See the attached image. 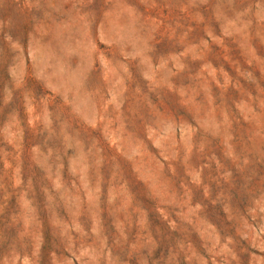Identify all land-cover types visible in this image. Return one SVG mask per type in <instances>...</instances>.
Returning a JSON list of instances; mask_svg holds the SVG:
<instances>
[{
  "label": "rangeland",
  "instance_id": "374dc122",
  "mask_svg": "<svg viewBox=\"0 0 264 264\" xmlns=\"http://www.w3.org/2000/svg\"><path fill=\"white\" fill-rule=\"evenodd\" d=\"M0 264H264V0H0Z\"/></svg>",
  "mask_w": 264,
  "mask_h": 264
}]
</instances>
